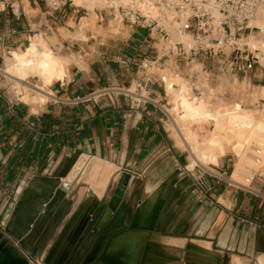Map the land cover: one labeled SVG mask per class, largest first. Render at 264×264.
<instances>
[{
    "label": "crops",
    "instance_id": "1",
    "mask_svg": "<svg viewBox=\"0 0 264 264\" xmlns=\"http://www.w3.org/2000/svg\"><path fill=\"white\" fill-rule=\"evenodd\" d=\"M28 11L21 20L0 10V60L2 47L24 50ZM97 15V24L109 18ZM62 19L56 28L69 29ZM77 31L62 39L64 56L77 59L49 85L54 100L12 103L0 91V226L39 264H243L264 255V171L248 190L221 183L199 201V170L185 172L194 151L178 145L159 104L131 108L120 94L67 102L129 86L135 62L153 53L146 30ZM153 95L162 104L159 90ZM237 164L220 150L212 163L216 172ZM128 232L140 235L138 256L134 244L115 242Z\"/></svg>",
    "mask_w": 264,
    "mask_h": 264
},
{
    "label": "built area",
    "instance_id": "2",
    "mask_svg": "<svg viewBox=\"0 0 264 264\" xmlns=\"http://www.w3.org/2000/svg\"><path fill=\"white\" fill-rule=\"evenodd\" d=\"M43 1L53 11L65 12L68 7L85 9L76 5L74 0ZM104 1L106 6L96 9L101 18L112 17L146 30L148 45L153 53L144 52L140 60L135 62L136 74L129 86H106L67 102L79 103L95 100L100 96L120 94L130 98L131 108L143 104H159L162 113L169 121L174 122L169 109H163L161 104L155 101V90H159L166 97L167 105L170 104L168 97L171 85L177 76H181L186 80L189 93L193 96L211 102L221 100L222 97L228 101V93H218L213 83L217 81L218 74L244 73L258 61L250 47L244 45L241 39L258 29L250 23V19L256 16L260 8H264V0ZM7 7H11L15 14L21 15L19 6L15 8L14 0H0V10ZM146 9L156 10V13L146 12ZM175 35L182 38L176 39ZM5 74L6 70L0 65V91L10 96V102L26 104L22 99L24 90L16 92L5 84ZM24 85H21L22 89L29 90ZM55 98L51 91L45 101ZM175 129L182 135L178 127ZM201 165L185 167L186 173L199 170V174L192 178L199 201L209 199L212 191L221 183L237 190H248L256 176L261 175L255 171L254 166H249L240 172V179L236 180L233 178L234 168L230 172H216ZM25 254L32 264H39L30 254Z\"/></svg>",
    "mask_w": 264,
    "mask_h": 264
},
{
    "label": "rangeland",
    "instance_id": "3",
    "mask_svg": "<svg viewBox=\"0 0 264 264\" xmlns=\"http://www.w3.org/2000/svg\"><path fill=\"white\" fill-rule=\"evenodd\" d=\"M23 1L24 0H14L15 8H17V6H19L20 4L19 9L21 15H19V17L21 20L26 18L24 15L25 10H27V12H29V9L31 10V12L29 13L30 15L28 14V16L30 17L31 24L30 30L28 32L29 40L22 47V49H25L24 47L30 44L31 37L38 34L41 36V39L44 41V45H46V47H49L50 49L52 47L57 52V54L61 56L65 55L66 52H69L67 48L63 47L62 39L67 38L69 36H73V32H75L76 30H84L87 32H91L96 31L99 28V32H106L107 30H110L111 32H118V30L123 27V22L119 21V19H114L112 17H105L104 21H99L97 24V21L100 17H98L96 9L105 7L106 5L104 4V1L97 2L94 6H89L86 3H81L74 0L76 4H78L80 7H84L85 9L79 7H68L65 13L66 20H69L68 22L70 24V27L69 29L61 28L59 30L56 28V24H58L59 21L64 18L65 13L61 11H53L43 0H36V5L32 4L31 8L24 9V4L27 3V0H25L24 3ZM2 6L3 5H1V7ZM6 9L10 10V13L13 12L11 7H7ZM251 35H253V37H256L259 40L263 39V32L259 27ZM247 41L248 40H246L245 42L247 43ZM246 46L250 47L255 57L258 56L257 63L251 69L244 73L239 72L231 75L218 74L217 81H213L217 88L216 91L218 93H224V91H226L230 100L226 101L224 100V97H222L220 98L221 100L211 102L203 98V100L205 101L204 108L209 111V115L211 116L206 118V120L208 119L206 122H199V124L195 123L193 125L188 124L186 125L185 130L181 128L183 136H186V139H183V136L181 137V135L178 134L175 129L176 126L174 122L169 121V126L173 130L174 136L177 139V143L182 148V150H184V152L190 155L188 147H192L195 157H198L197 160L199 159L198 161L202 163V165L201 163L200 165L210 170H214V167L209 160L212 156L217 157L219 154V150L221 151V153H225L227 151V156L232 158V164L240 162L236 165L239 166L243 160V162H245V160H248V152L253 151L251 145L257 142L255 145L258 146L262 151L261 154L259 153L261 157V163H263L260 167L261 170L264 171V104H262L264 103V48H261L260 46L255 47L247 44ZM254 48H256V50ZM1 49L3 57L0 60V65L2 69L6 70L8 68L10 74L16 78L14 80L13 77L8 74H5L7 76V81H5V84H8V86L13 88L16 92H22L24 90V96L22 99L26 102L33 101L37 103L42 102V100H47L46 94L40 92L35 87L37 86L51 93L49 85L53 82L54 79L62 78L64 75L57 76L55 78H52L51 81H49L45 76H42L40 74L34 73L28 76L18 74L16 69H13L11 67L8 55L7 62L5 56L8 51H13L14 48L11 47L8 49H4V47H2ZM69 63L70 62L66 63L64 69ZM17 77H21L25 81H22V79ZM41 78L44 79L43 82ZM0 81H2L1 78ZM26 81H29L32 84L28 83L26 85ZM2 84H4V82L1 83V86ZM23 84H25L24 86L29 88V90L27 89L26 91L25 89H22L21 85ZM34 85L35 87H33ZM162 96L164 100L161 104V107L163 109L169 108V112L174 117V111L170 109L174 107V101L171 94H169L168 97V100L170 102V104L168 105L166 104V97L164 95ZM241 120L248 121L247 124L251 127V129L247 130V128H245L244 130H242V133L236 132L231 134L229 129L230 126L233 123L238 124ZM181 126L183 125L181 124ZM198 147H202V150L204 152L206 151V154L209 155V160H205L206 163H203L204 160H202L201 157L198 156ZM232 148H235L236 152L241 155L239 158L236 157ZM84 163L85 157L83 156L78 160L77 166L73 171V174H78L77 171H79L80 167ZM194 163L196 162L194 161ZM233 168L235 170L234 166L232 167V169ZM257 168L256 172L262 174L263 171L261 172L259 171V168ZM113 169L114 167L112 166V171ZM91 173L92 172L90 169V175ZM79 174L81 173L79 172ZM96 174L101 175L100 172ZM257 177L258 175L256 176V178ZM122 185H125V183ZM256 258L250 259L249 261L243 264H264V255L259 256L258 259Z\"/></svg>",
    "mask_w": 264,
    "mask_h": 264
},
{
    "label": "bare ground",
    "instance_id": "4",
    "mask_svg": "<svg viewBox=\"0 0 264 264\" xmlns=\"http://www.w3.org/2000/svg\"><path fill=\"white\" fill-rule=\"evenodd\" d=\"M75 1L86 3L89 6H94L97 2H102L104 0H75ZM145 11L152 12L154 14L156 13V10H153V9H146ZM250 23L252 25H256L257 27L261 28L263 32V36H262L263 39L259 40L256 37H253V35L251 34H253L255 32L254 31L250 33L247 37H244L243 39H241V42L245 45L247 44V45H252L255 47L260 46L261 48H264V8H260L258 10L256 16L250 19ZM174 38L180 39L182 37H180L179 35H175ZM246 40H248L247 43L245 42ZM254 49L256 50V48ZM256 57L258 58V56ZM8 58L10 59L11 67L13 69H16L18 74H21L23 76L25 75L28 76L34 73L40 74L42 76H45L47 80L49 81H51L52 78L54 77L62 76L63 69L66 63L72 62L73 60L77 59L76 56H64V55L59 56L52 47L50 49L49 47H46V45H44V41L41 39V36L38 34L31 37L30 44L26 46L22 52L13 50L8 54ZM7 72L10 74L9 71ZM17 78L22 79L21 77H17ZM22 81H25V80L22 79ZM27 84L28 83H26V85ZM33 87H35V85ZM35 88L38 89L40 92L46 94V96H48V94H51L37 86ZM170 94L174 101V107L170 108L174 111V115L176 116V117L174 116V123L176 124V128L178 127L181 131L182 129L183 130L186 129V125L188 124L193 125L195 123L199 124V122H206L208 120V119L206 120V118L211 116L209 115V111L204 108L205 101L203 100V98L193 96L192 94H190L188 90L187 82L181 76H177L173 80V85H171V88H170ZM166 109H169V108H166ZM247 122L248 121L241 120L238 124L233 123L229 128L231 134L236 133V132L242 133V130H244L245 128H247V130L251 129V127L247 124ZM181 124L183 126H181ZM185 139H186V136H185ZM256 143L257 142H255V144ZM255 144L251 145V148L253 151L252 152L249 151L247 154L248 160L247 161L245 160V162H243L244 160L242 159L243 161L239 166H234L235 167V170L233 173L234 179L236 180L240 179L239 178L240 172L249 166H254L255 171H256V168L258 167L259 171H261L260 166L263 163H261L260 154L262 151ZM189 149L191 148L189 147ZM202 149H203L202 147H198L197 149L198 156H200L201 159L204 161L209 160L208 158L209 155L206 154L207 152L206 151L204 152ZM197 158H196V161L194 160L196 163H194L193 161L189 165L190 167H193L195 164H200L198 161L199 159L197 160ZM217 158L218 156L217 157L212 156L209 161L211 163H216ZM204 163H206V161ZM139 236L140 235L137 234L134 237L132 233L128 232L116 238L115 242H118L120 245H124V246L134 244V250H135L134 253L137 254L138 256L139 249H140V246H139L140 242L138 240H141Z\"/></svg>",
    "mask_w": 264,
    "mask_h": 264
},
{
    "label": "water",
    "instance_id": "5",
    "mask_svg": "<svg viewBox=\"0 0 264 264\" xmlns=\"http://www.w3.org/2000/svg\"><path fill=\"white\" fill-rule=\"evenodd\" d=\"M124 186L120 185L122 192ZM0 264H32L29 257L8 235V228L0 226Z\"/></svg>",
    "mask_w": 264,
    "mask_h": 264
}]
</instances>
